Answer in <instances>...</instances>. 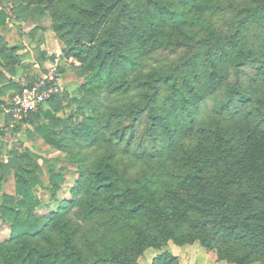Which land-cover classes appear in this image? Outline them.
Returning a JSON list of instances; mask_svg holds the SVG:
<instances>
[{"label": "trees", "instance_id": "1", "mask_svg": "<svg viewBox=\"0 0 264 264\" xmlns=\"http://www.w3.org/2000/svg\"><path fill=\"white\" fill-rule=\"evenodd\" d=\"M143 1V11L139 12L128 0H89L88 6L69 0L85 18L64 12L54 23V29L67 36V54L80 62L73 71L85 80L86 88L94 92L103 85L110 93L135 101L102 114L92 105L89 113L71 114L69 120H54L47 111V120L33 123L31 116L42 104L17 122L15 129L30 122L46 144L66 150L72 142L89 147L105 141L104 130L116 118L124 117L128 125L110 132L120 139L124 128L129 127L125 138L129 144L136 123L145 115V134L169 142L178 131L194 127L199 100L223 83L230 67L238 69L255 63V74L264 79V41L259 38L251 43L246 35L253 24L264 28V0H249L241 8L234 5L233 30L228 32L205 23L199 7L193 16L188 15L193 0ZM204 3V9L213 6L208 0ZM28 11L26 3L0 0V24L6 18L25 20ZM110 18L111 24L105 27ZM182 24H187L189 31L182 38L171 37L167 26ZM2 46L0 91L20 86L13 79L19 59L14 48L6 53ZM159 48L181 52L170 62L146 68L144 56ZM40 54L42 63L46 55L43 51ZM225 96L221 111L251 100L237 81L226 86ZM52 99L63 101L68 93L61 90L47 101ZM245 114L256 120L237 136L226 127L213 125L207 145L189 151L183 158L187 167L175 182L158 178L156 169L142 177H121L115 173L112 150L85 169L87 156L78 153L71 157L79 176L70 188V197L43 214L37 211L40 199L34 189L42 170L30 151H23L18 157L24 167L14 170L15 192L4 194L1 205L10 232L8 239L0 241V264H139L120 241L123 236L128 239V247L138 253L146 246L160 248L168 240L182 244L197 239L201 245L215 249L217 258L248 264L254 253L264 251V98L259 97L253 110ZM64 178V171L48 169L52 194ZM235 186L239 188L236 193L232 191ZM74 206L79 208L77 217L83 221L104 217L106 227L115 230L118 243L100 248L81 245L78 226L69 215ZM139 215L153 227V234L146 230ZM181 223H187L190 230L177 233L175 228ZM239 248L243 250L240 254ZM156 258L164 262L174 256L163 252Z\"/></svg>", "mask_w": 264, "mask_h": 264}, {"label": "rangeland", "instance_id": "2", "mask_svg": "<svg viewBox=\"0 0 264 264\" xmlns=\"http://www.w3.org/2000/svg\"><path fill=\"white\" fill-rule=\"evenodd\" d=\"M68 1L15 0L17 3L21 2L28 5V17L20 21L6 18L5 23L0 24V40L4 41L2 44L5 45L6 53L11 47L14 48L15 57L19 59L16 64L22 67L21 73L24 76L20 78L21 83L29 82L28 80L31 81L41 75L45 65L51 60L49 57L52 59L58 57V64L63 69L61 90L67 91L68 99L57 103L55 99H52L43 103L41 109L31 116L33 123H41L47 120L48 118L44 116V112L47 111L54 120H69L71 114L89 113L92 105L98 114H102L109 108L118 107L136 99L110 93L103 85L91 92L90 89L86 88L85 80L74 74L73 67L80 62L67 54V36L62 35L60 30L54 29V23L62 18L64 12H69L72 17L85 18V15L74 9ZM76 1H80L86 6L90 4L89 0ZM128 1L135 5L136 11L138 9L139 12L143 11L141 8L143 0ZM205 1L207 0H193L194 6L190 7L189 4L188 15L193 16L196 13L195 9L199 7L198 10L200 13L202 12V19L205 23H210L213 28L222 32H228L233 30L234 5L241 8L247 5L249 0H208L213 6L204 9ZM111 21L112 18L105 23V27L109 26ZM251 27L253 28L252 31L246 33L248 41L256 43L259 38L264 41V28L255 24ZM167 28L173 38H182L184 33L190 29L187 24L167 26ZM2 44L0 43V48L3 47ZM41 51L45 52L46 59L39 63ZM180 52L179 49H155L144 56L142 63L151 70L162 63L172 61L178 57L177 54ZM262 57L264 61V55ZM256 71L255 63L240 66L238 69L233 67L227 69L223 83L199 100L194 127L178 131L172 141L167 142L163 138H149L144 132L147 121L143 115L136 123L134 138L127 144L125 138L129 135V127L124 128V134L120 139L110 132L116 127L128 125V118L118 117L109 128L104 130L105 141L89 147H81V144L72 142L66 150H57L46 144L43 137L33 130L30 122H23L19 129H15L17 122H13L3 113V106L17 90V88H12L13 91L7 97L0 99V130H2L0 133V171L10 155L18 157L23 151H30L31 156L42 170L39 173L40 183L34 186L36 195L40 199V204L37 206V211L40 214L54 210L61 200L70 197V188L79 176L77 164L72 161L71 157L78 153H84L87 156L84 161L85 169L108 153L109 150H112L115 153L117 164L115 173L121 177L129 176L132 179L142 177L145 172L156 169L158 178L175 182L187 167L183 158L188 156L189 151L207 145L211 138L209 129L213 125L219 124L226 127L229 133L237 136L256 120L252 115H249L248 118L245 117L248 110H253L256 100L259 97L264 98V79L259 78L255 74ZM235 81L239 83L243 91L250 94L251 100L246 104L235 103L228 110L221 111L219 106L226 97V86ZM21 83L19 84L21 85ZM18 159L20 158L18 157ZM49 168L65 172L61 187L54 194H52L48 184ZM14 184V168L12 167L0 185V241L9 238V221L1 214V205L4 194H14ZM238 190L239 188L236 186L232 188L234 193ZM78 210L79 208L74 206L69 215L70 220L78 226L77 240L81 245L85 248H100L106 244L118 243L114 238L115 230L106 227L104 217L83 221L77 217ZM139 219L142 220L146 230L153 234L154 229L144 216L139 215ZM189 230L187 223H181L175 228L177 233L188 232ZM120 241L127 249V253L135 257L139 264H236L226 259L217 258L215 249L201 245L197 239L182 244L168 240L160 248L146 246L139 253L128 247L126 236L121 237ZM242 251L239 248L237 253L240 254ZM163 252L173 255L174 258L164 262L158 261L156 257ZM248 264H264V251L254 253Z\"/></svg>", "mask_w": 264, "mask_h": 264}, {"label": "built area", "instance_id": "3", "mask_svg": "<svg viewBox=\"0 0 264 264\" xmlns=\"http://www.w3.org/2000/svg\"><path fill=\"white\" fill-rule=\"evenodd\" d=\"M62 70L58 57L51 59L41 75L22 83L3 106V113L13 122L28 118L50 97L61 90Z\"/></svg>", "mask_w": 264, "mask_h": 264}, {"label": "water", "instance_id": "4", "mask_svg": "<svg viewBox=\"0 0 264 264\" xmlns=\"http://www.w3.org/2000/svg\"><path fill=\"white\" fill-rule=\"evenodd\" d=\"M20 166L24 167L23 161H21L20 159H18V157L14 155H10L2 170L0 171V179L2 177L5 178L12 167L14 168V170H18Z\"/></svg>", "mask_w": 264, "mask_h": 264}, {"label": "crops", "instance_id": "5", "mask_svg": "<svg viewBox=\"0 0 264 264\" xmlns=\"http://www.w3.org/2000/svg\"><path fill=\"white\" fill-rule=\"evenodd\" d=\"M21 68L22 67H19L17 64H16V70H15V74L13 75V79L16 80L18 83H21V79L22 78L21 76H24V74L22 75V71H21ZM29 81V80H28ZM22 84V83H21ZM13 91L12 88H8V89H5L3 91H0V99L1 98H4V97H7L8 94Z\"/></svg>", "mask_w": 264, "mask_h": 264}]
</instances>
